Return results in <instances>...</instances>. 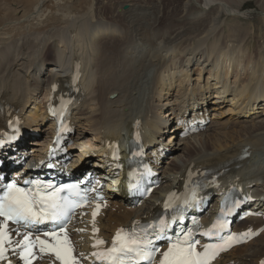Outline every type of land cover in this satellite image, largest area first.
<instances>
[{"label": "bare ground", "instance_id": "6f19581e", "mask_svg": "<svg viewBox=\"0 0 264 264\" xmlns=\"http://www.w3.org/2000/svg\"><path fill=\"white\" fill-rule=\"evenodd\" d=\"M245 1L184 0L180 5L176 3L173 10L153 14L155 18L148 21L142 16L148 17L149 11L143 0H99L98 5L95 0H0V126L14 115L24 120L37 117L48 97L64 89L73 60H78L84 96L71 119V125L76 128L75 137L71 135L75 170L97 171L101 167L98 161L109 160L101 158L102 152L111 149L113 142L123 147V142L131 136L140 139L148 160L154 157L161 160L159 166L152 163L157 167L160 184L139 206L131 207L130 200L114 193L95 219H90L89 214L72 216L68 227L85 230L71 233L75 251L88 248L91 237L108 236L121 225L150 217L161 208L167 192L179 189L191 174H219L210 185L209 193L214 196L211 208L217 206L221 190L233 185L251 195L247 206L264 212V117H260L261 113L250 117L251 110L261 107L264 111V40L254 61L239 69L243 49L236 44H222L219 37L211 39L219 35L220 28L216 27L224 15L237 21L228 31L238 36L237 39L242 38L239 17ZM258 4L264 13V0ZM165 13L167 20L163 22L161 15ZM209 40L210 45L204 47ZM187 41L190 47L184 45ZM186 48L189 51L178 65L185 67L186 72L175 79L170 75L177 67L172 59ZM221 52L224 56L220 59ZM190 62L200 68L210 65L209 74L214 82L210 83L207 77L202 85L190 84ZM240 70L245 72L244 79L240 80L239 76L234 84L226 80L229 73L230 77ZM41 91L44 101L28 110ZM213 93L216 98L208 102ZM163 99L167 101L160 102ZM87 100L94 103L93 109L88 108ZM228 101L231 102L227 111H218ZM225 114L228 117L223 119ZM205 117L208 121L203 131L180 138L191 150L184 154L175 152L181 147L180 143H172V138H176L185 123ZM241 119L247 124L226 131L227 125L231 128ZM175 121L177 125L173 124ZM33 122L26 120L24 124ZM84 124L94 142L80 138L79 134L87 129L82 128ZM45 125L41 128L43 134H36L42 138L31 141L34 153L27 156L19 172L22 169L30 172L35 157L40 156L53 127L52 122ZM21 130L25 133L15 144L18 148L24 146L25 136L32 132V127L21 126ZM160 146L166 152L162 156L157 152ZM243 148L249 156L239 159ZM7 155L8 151L0 152V156ZM263 222L260 217H249L236 222L234 229L241 231ZM95 227L98 231L90 233ZM262 261L264 230L246 244L225 253L217 263L261 264ZM9 264H24V260L12 255ZM32 264L61 263L45 255Z\"/></svg>", "mask_w": 264, "mask_h": 264}, {"label": "snow or ice", "instance_id": "6c2138e0", "mask_svg": "<svg viewBox=\"0 0 264 264\" xmlns=\"http://www.w3.org/2000/svg\"><path fill=\"white\" fill-rule=\"evenodd\" d=\"M25 183H28V181H25ZM65 187L70 192L77 188L76 185ZM60 190L56 189V192ZM42 192L43 189L39 187L35 190H29L18 188L14 183L10 184L8 191L5 192L3 197H0V216H3L6 221L12 220L24 225L40 224L46 220H51L54 223H60L59 231L64 232L63 222L69 218L72 208L78 206V202L69 197H57L55 193L43 192L42 194ZM95 215L94 212L93 216ZM147 227L153 228L154 226L150 224ZM164 227H167V225L165 224ZM212 227L215 229L216 224H213ZM121 231L123 230H118L116 237L113 239L112 248L108 249L107 253L94 252L92 255L96 256L97 259L107 260L108 264H141L142 261H150L152 254L158 251V249L151 247V240H145L141 237L132 236L121 240ZM204 234L211 235L213 233L210 229L209 232ZM5 235L4 224L0 223V258H3L4 254L3 242ZM44 235L52 237L54 243L49 244L37 237L41 252L46 249L51 250L55 253L56 259L61 261V264H76L75 258L71 255V249L66 247V236L63 241H60L55 229L52 232H45ZM189 239L190 233H185L183 238L178 234L175 244H169L168 251L163 253L164 258L161 260V264H208V261L215 257L216 251L218 249L222 250L221 245H204V252H197L195 244L189 243ZM231 239L233 238L229 237V240ZM24 241L27 243L24 244L21 259H25L26 264H30L25 253L31 255V247L35 242L29 241L28 236L24 237ZM97 243H103V241ZM261 264H264V261Z\"/></svg>", "mask_w": 264, "mask_h": 264}, {"label": "rangeland", "instance_id": "374dc122", "mask_svg": "<svg viewBox=\"0 0 264 264\" xmlns=\"http://www.w3.org/2000/svg\"><path fill=\"white\" fill-rule=\"evenodd\" d=\"M98 1L99 0H95V5H98ZM183 1L184 0H177V1L176 0H157V1L156 0H143V2L146 3V4H148V6H149L148 17H145L146 15H142L143 16V20H145V19L148 20V21L149 20H153V18H155V15H157V13L164 12V10H167V11L168 10H173L174 7L176 6V3H178V4L180 3L181 4ZM233 1H235V0H233ZM245 3H246V5L242 9V11L240 12L241 14H240V17H239L240 20H241V21L239 20V24H242V28H243L242 29V32H241L242 33V38L240 37L241 39H237L238 36H233L232 33H230V31H228L229 30V26H232V24H235L237 21L235 19H232V18L230 19L229 17H227V15H224L222 17V19L221 18L219 19L220 23L218 22L219 25L216 27L217 29L220 28L219 35L217 34L216 36H214V37L211 38V39H215L216 37H219V40L222 41V44L223 43H225L227 45H230V44H234L235 45L236 44L239 48H242L243 49V51H242L243 52L242 53L243 55L241 54L242 56L240 58L241 59L240 60V65H239L240 67H238L239 69L242 67V65H243V67L246 66V65L248 67V65L254 61V60L252 61V59H255V55L257 54V48L263 44V43L261 44V41L264 40V13L259 8V4H258L259 3V0H246ZM158 10H160V11H158ZM139 12H142V11H139ZM150 14H151V17H150ZM153 14H155V15H153ZM165 14L164 15L163 14L161 15L162 16L161 20H163V22L167 18V13H165ZM217 29L214 30V33L217 31ZM210 36H212V35L210 34ZM219 40H218V42H220ZM184 45L186 47H190L191 46L188 41ZM209 45H210V40L208 42V45L204 43L203 46L205 47V46H209ZM262 46H264V44ZM58 47L59 48L61 47V44L60 43H59ZM223 49L226 50L225 47ZM223 49L221 51L225 52V50H223ZM188 51H189L188 48L183 49V50L179 51L180 53L177 54L172 59V62H176V66L177 67L171 70L172 72H170L171 73L170 75L171 76L172 75L175 76V79H177L181 75L183 76V73L186 72V68L185 67H182L181 65L178 66V65H179V61L182 59L183 55L186 54ZM223 52L220 53V55H222L220 57V59L223 58V56H224V53ZM183 62H182V64H183ZM191 63L192 62H190V65L188 66V72H189L188 73L189 74L188 78H190V81H189L190 84H195L196 82H199V84L202 85L203 83L206 82L207 77H210L208 79V81L210 83H213L214 82V80H212L213 77L209 74L210 73V71H209L210 65H208L206 67L200 68L201 66H199V65H197L195 63L194 64H191ZM227 63H228V61H227ZM213 68H214V66H213ZM173 71H174V73H173ZM238 72L239 73H237V74L235 72L232 73V75L230 77H229V75H230V73H229L228 74V77L226 78V80H228V81L230 80L231 81L230 83L231 84H234L233 82H238L239 76H240V80L241 79H244L245 78V72H244V70H240ZM171 92H174V94L178 93L175 90H171ZM43 94H44V91H41L40 93L37 94L38 95V98L36 100H32V102H30V106L28 107V110L31 107H33L35 103H37V105H39L40 103H42V101H44ZM86 97H89V95H86ZM214 98H216V97H215V94L213 93V94H211L207 98V101L208 102H211V100L214 99ZM228 98H230V96ZM165 101H167V100L166 99H163V101H160V102H165ZM87 102H88V100L86 101V103ZM229 102H231V101H228L226 103L224 102L222 104L223 105L222 108H219L218 111H220V112L221 111H225V109L228 106H230V103ZM87 104H88V108L89 109H93L94 108V103L93 102H90V100H89V102ZM210 105H213V104H210ZM209 110H210V112H212L211 109H209ZM228 110H229L228 112H230V109H228ZM254 110H251L250 111V112H253V113H250V117H253V115L254 116L259 115L260 113L262 114V115H260V117H264V111H262V108L261 107L260 108H256ZM216 112H217V110H216ZM224 116L228 117V115L225 114V115H223V119H225ZM242 120L243 119L239 120L238 121V124H236V125H231V128L229 127V125H227L228 127H226V131H228V129L229 130L230 129H238L239 126H243V125L247 124V123H245ZM45 124H44V128L46 126ZM173 124L174 125H177V122L175 121ZM87 127L88 126L84 124L82 128H87ZM88 129L89 128H87L85 132H83L82 130H79V131H81V132L84 133V134L82 133V134H79V135H80V138H83L82 140H85L86 142H91L92 141L91 140V137H92L91 135L92 134H90V132H89ZM74 132L75 133L73 134V136L75 137V135H76V128H74ZM164 137H166V136H164ZM39 138H42V137L40 136ZM172 139L174 140V141L172 140V143L173 142L174 143L176 142L177 144L180 143L181 149L175 150V152H177L178 154L179 153L184 154L185 152L191 150L188 145L186 146V142H183V143L181 142V139H180V141H179V138H175L174 137ZM87 140H89V141H87ZM92 142H94V141H92ZM185 148H186V150H184ZM78 150H80V148ZM182 151H184V152H182ZM28 156H30V155H28Z\"/></svg>", "mask_w": 264, "mask_h": 264}]
</instances>
